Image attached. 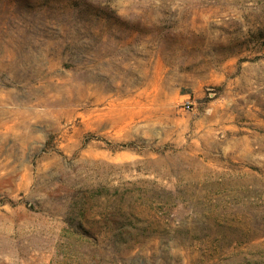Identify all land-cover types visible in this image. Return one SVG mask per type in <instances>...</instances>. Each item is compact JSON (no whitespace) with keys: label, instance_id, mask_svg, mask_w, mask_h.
Listing matches in <instances>:
<instances>
[{"label":"rangeland","instance_id":"1","mask_svg":"<svg viewBox=\"0 0 264 264\" xmlns=\"http://www.w3.org/2000/svg\"><path fill=\"white\" fill-rule=\"evenodd\" d=\"M0 264H264V0H0Z\"/></svg>","mask_w":264,"mask_h":264}]
</instances>
